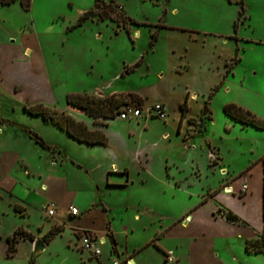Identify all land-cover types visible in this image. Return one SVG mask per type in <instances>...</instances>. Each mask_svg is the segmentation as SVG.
Here are the masks:
<instances>
[{"label":"rangeland","instance_id":"obj_1","mask_svg":"<svg viewBox=\"0 0 264 264\" xmlns=\"http://www.w3.org/2000/svg\"><path fill=\"white\" fill-rule=\"evenodd\" d=\"M104 1L108 3L109 0ZM114 1L120 7H114L110 13L120 24L123 11L137 22L125 24L129 34L123 26L117 27L116 21H102L97 16L75 26L84 12L94 9L96 0H32L27 9L21 5V0L0 4V264H27L33 252L30 242L41 239L58 219L65 218L64 206L71 201L81 209L80 216L85 217L86 199L89 197L91 200L95 198L94 201L102 199L103 203L111 207L110 215L114 216L111 223L116 237L119 236L123 241L127 236V245L131 248L133 238L144 241L148 237V232L139 227L134 234L125 230V225H132L134 214L144 212L152 218L164 212H179L183 215L186 203H195L188 193L193 190H198L200 194L208 193L207 185L211 183L212 186L213 178L215 184L221 187L218 170L214 177H205L212 172H208L206 167L210 144L205 142V138L212 148L209 166L220 158L222 165L233 176L264 150V130L243 127L234 122L227 124L222 108L224 100L237 99L249 105L254 112L251 113L264 123V96L251 90V82L245 76L247 67L253 66L251 57L247 56L249 52L243 54V62L236 69L235 76L228 77L232 91L225 94L218 86L217 90H220L210 105L214 122L208 125L206 135H200L201 132L203 134L205 120L195 125L193 133L198 136L194 148L184 145L182 137L176 134L174 128L179 113L178 96L183 90V84L175 79L192 83L193 87L200 90V95L203 84L206 88L213 84L211 80L214 76L209 74L203 77L200 67L204 58L214 60L216 39L212 34L207 35L204 41L203 35L197 32L217 31L234 37L236 29H240L241 35L264 40V23L259 25L253 21V26L247 23L241 26L239 6L226 0ZM263 5L264 0H244L245 14L252 15L255 21L256 18L263 20ZM137 31L139 34L134 35ZM153 36H156V40H153ZM253 53L261 71L264 64L262 48L255 47ZM138 61H142V65L135 67ZM92 65L93 69L90 68ZM183 67L189 69L188 74L175 77L172 71ZM128 68L131 72L125 75ZM160 70L164 76L158 79ZM121 72L123 76H120ZM177 73L182 71L178 70ZM100 74L106 79L117 75L118 81L108 91H140L146 94L148 101L155 100L168 87L173 91L168 104V117L166 120L149 117L138 122L136 119L131 123L117 117L109 120L85 117L91 128L96 125L102 128L96 130L108 133L102 131L107 136L105 144L87 149L77 141L68 139L64 129L53 122H44L41 116L31 115L24 108L42 103L49 109L84 116L83 112L72 109L65 102V96L79 93V88H90ZM259 78L260 84L264 85V76L260 74ZM124 104L136 105L130 97L125 99ZM198 111V105L193 103L191 113ZM207 116L206 111L201 118ZM21 127L30 129L48 144L62 149L69 161L54 167L51 157L55 151L50 157L49 151L43 149ZM163 131L169 133V139L160 138ZM112 161L129 170L128 186H105V169ZM193 164L207 171L197 183L198 186L187 187L184 184L180 189L175 188V180H171L173 185L168 184L169 174L178 175L182 168L184 171L181 174L190 173ZM166 167H169L168 170ZM112 172H115L114 168ZM196 176H199L198 171ZM252 197L255 200L258 198L257 195ZM51 203L57 207L53 217L45 213L46 206ZM251 207L252 213L258 215L257 202L252 203ZM17 230V238L21 241L17 254L14 258H7L6 238ZM70 236L75 237L72 230L65 226L62 235L53 238L34 257L37 263L83 262L79 254L83 251L80 249V240L76 238L77 244H71L68 242ZM228 240H232L233 248L239 246V239ZM162 241L164 245L170 246L175 240L165 237ZM218 243L216 241V247L220 249ZM98 247L102 256L108 259L107 264H114V260L123 264L125 257L121 255L119 259L116 256L108 236L104 237L103 244L98 243ZM83 252L90 256L88 252ZM220 255L225 264H234L227 260L228 254L225 255V252L222 251ZM143 259L146 264H160L161 260L164 264H171L164 255L161 257L149 251ZM208 260L211 261L210 258ZM95 261L93 258L91 262H86L96 264ZM241 264L261 263L255 259V263Z\"/></svg>","mask_w":264,"mask_h":264},{"label":"crops","instance_id":"obj_2","mask_svg":"<svg viewBox=\"0 0 264 264\" xmlns=\"http://www.w3.org/2000/svg\"><path fill=\"white\" fill-rule=\"evenodd\" d=\"M231 4H235V3L231 2ZM174 10L175 8L172 9V11ZM262 11H264V9ZM239 17L240 19H242L239 23L241 26H244L246 23L248 24V26H253L254 25L253 21L256 23L258 22L259 25H262L264 23V19L262 20L261 18L259 19L255 17L257 20L255 21L252 15L247 16L245 14V10L241 15H239ZM239 30L240 29H236V33L234 37H231L232 35H230L229 33L224 34L217 31L197 32L203 35L202 37L204 38L207 35L214 34V37L216 39V43L214 44V48H215L214 60L204 58L202 64L205 67H203V65L200 67V71L202 72L203 77L209 74L214 76V78L211 80L213 84L211 87L208 86L209 88L208 87L206 88V86H204L203 84L201 95L199 93L200 90L193 87L192 83L184 82V81L182 83L180 79L178 78L175 79L177 82H179V84H183V90L179 93L178 96L179 113L177 114V117L175 119L174 128L176 134L182 137L184 145H186L187 147L194 148V145L196 144V138L198 135L196 134L194 135L193 129L198 121L205 120V128L203 129V134L201 132L200 135H206V132L208 131V125H211V123L214 122L213 111L210 105L212 104L213 99L216 97L218 91L220 90V89L217 90V88L215 89L214 87L219 84V87H221V89L224 90L225 94L230 93L232 91V85L228 83V77L235 76L236 69L241 65V62H243L244 53L249 52V55L247 54V56L251 57L252 59L251 64L253 66L249 67L250 69L247 67L248 71L245 74V76L251 82L250 83L251 90L254 91L256 94L264 96V85L260 84L259 82L260 81L259 75L262 74L264 76V64L262 65L260 71L259 67H257L258 61L255 59V55L253 53L255 47H257L260 50L262 48V52H263L262 56H264V40L241 35ZM138 34H139L138 31L137 33H134V35H138ZM204 41H206V38L204 39ZM226 46L228 49L225 48ZM224 50H226L225 53ZM232 60H234L235 62L231 65ZM141 65H142V61H140V64L138 66ZM90 68L93 69V65L90 66ZM228 68L229 70H227ZM178 70L182 71V73H177ZM188 70L189 69L187 67L186 68L183 67L181 69H177L176 71H172V73L173 75L175 74V77H180L182 76V74L183 75L186 73L188 74ZM89 72H91V74H94L93 71H89ZM130 72L131 71H129L128 68L127 70H125V75L129 74ZM123 75L124 73L121 72L120 76ZM157 76L158 79H161L164 76V74L160 70L157 73ZM117 81H118L117 75L111 79H106L104 75L100 74L96 79V81L94 80L93 85L90 88H79L77 92L87 93L89 95L99 98H107L113 95L118 96V95H126L128 93H135L138 96H140L142 99V104L140 105L141 107L145 108L155 103H161L165 106L167 113L166 118L168 117V104L173 96V91L171 89L167 87L166 91H164L162 95L156 96L155 100L148 101L149 98L146 96V94L140 91L139 92L118 91V90L108 91L109 89H111L112 84ZM110 82L112 83L110 84ZM185 99L187 100L188 109L185 115L181 117L180 105L184 102ZM262 101L264 102V98L262 99ZM193 103H196L199 107V111L195 114L191 113V106ZM229 103H234L237 106H240L250 112H253L252 108L249 105L234 98H231L229 100L228 99L224 100L222 102V108L224 107V105ZM205 105L208 107L211 119L201 118L202 109ZM69 106L76 111L84 113V116H81V115H77L75 112H72L71 116L74 117L76 120L84 122L89 129L92 130L102 129L96 125H94L95 127L91 128L92 125L87 120V118H91V117L88 116L84 111L76 107H73L71 105ZM225 116L227 117V124L234 122L243 127L250 126V125H243L242 123L240 122L238 123L233 119L229 118L227 115ZM147 118L149 117L142 116L136 119L138 122L139 119H147ZM136 119H131L128 121L129 123H131V122H135L134 120ZM190 119H193V121L190 122L189 121ZM256 129L264 130V128L263 129L256 128ZM106 134L108 133L106 132ZM129 135H132V132H129ZM165 137H168L167 139L170 138V135L167 131H163L160 134V138L162 140H166L164 139ZM68 139H70L72 142L77 141L72 137H70L69 135H68ZM77 142L83 145L84 147H86L87 149H92L101 145V144H87L79 141ZM205 142L207 144H210L208 145L209 160L206 166L208 170L207 168L206 170L208 172L212 171L211 174L209 173V175H205L207 171L199 168L197 164H193L191 167L192 172L190 173L187 172L186 174L183 173L181 174V172L184 171V168L178 171V175H173L168 173L169 174L168 184L173 185V183H171V180H175L174 181V183L176 182L175 188L180 189L184 186V184H186L187 187L198 186L197 183L201 181V179H203L204 175L205 177H212L213 175L215 176V172L216 170H218L219 176L217 177H219V180L222 181L221 187L215 184V180L213 178L212 186L211 183L207 185L209 186L208 193L200 194L198 193V190L196 191L193 190L190 193H188L190 197H193L195 199V203L194 204L186 203L185 205L186 211L183 215L179 212L176 213L164 212L160 214H155V217L152 218L146 216L144 212L143 214L142 213L134 214L131 218L132 225H125V230L128 232L130 231L132 234H134L136 229L139 227L144 232H148V237L144 241H139L137 238H133L132 240L134 241L133 245L131 248H129L127 245L129 242L127 236L123 238L124 239L123 241L119 236L116 237L117 233L113 229L111 223V219H114V216L110 215L112 214L111 207H109L106 203H103L102 199H99L98 201H94L95 198L91 200V197H89V199H86L87 208L84 211V213L86 214L85 217L80 216L81 209L77 208L74 205L73 201H71L69 205L64 206L65 218L58 219V221H56L54 226H52L54 228H58L59 231L47 243H44L45 248L50 244L53 238L57 236H61L65 226H68L75 235V237L70 236V238L68 239V242L71 244L72 242H74L75 245L77 244L76 238L77 240L79 239V235L81 231H88L101 240H104V237L108 236V239L112 243V247H113L112 250L116 254V256L119 259L121 258V255L125 257L123 264H126V261L129 262V264H146V261L143 259V257H145V253H147V251H149V253L152 252L158 253L161 257H163V255L166 257L168 252H172L174 261H172L171 264H225V260H223L220 255L222 251L225 252V255L228 254L227 260L234 264H236L237 262L240 264L241 262L255 263V259L257 260L258 263L264 264L263 252H249L246 250L247 241L256 239L264 232V222L262 218V211L264 204V187L262 184V162H261V158H259L261 154L264 153V150L261 151V153L257 157H255L243 169H240L238 171V174L236 173L233 176V174H229L228 169L224 165H222L220 158L219 161L216 162L214 165L209 166V163L211 161L212 148H211V143L208 140H206V138H205ZM51 147L52 150L49 151L48 155L51 157L52 152L55 151V155L54 156L52 155L51 157L54 167H56L59 163L62 166L66 161H69L67 155L63 153L62 149H59V147H57L56 145L55 146L51 145ZM113 168L115 172H112ZM166 168L168 170L169 167ZM256 169L257 172H255ZM196 171L199 172L198 177L196 176ZM129 173H130L129 170L124 165H120L116 161L110 162V164H108V166L105 169V182H106L105 186L106 187L128 186L130 182ZM111 175L113 177H111ZM117 176L120 177L121 179H119ZM243 183H246L248 185V190L245 194L240 193V188ZM224 187L231 188L232 192L224 193L222 190ZM253 190H255L256 192H254ZM237 193L239 196H237ZM253 195L258 196V198H256L257 200H255L254 197H252ZM256 202L258 204V215H254V213H252V207H251L252 203L255 204ZM70 206L76 207L78 209L79 214L76 216L69 215L68 210ZM219 208L222 211L224 210L226 212L232 213L237 219L231 221L228 220L224 215H221L219 213L218 211ZM158 221H160V223H157ZM52 227L49 228V230L52 229ZM165 237H173V239L175 240L173 245L170 246L164 245L162 243L163 242L162 240ZM234 238H237L240 241L239 246L237 248L236 247L233 248L231 246L232 240L230 242L228 240ZM23 240H29V239L23 238ZM216 241L219 242L218 244L220 249H222V251H219L220 249L216 247ZM20 242L21 241L17 243V249L12 256H8L6 253L5 256L7 258L15 257ZM30 243L33 248V243L32 242ZM124 243L125 245L123 246ZM32 248L31 250H33ZM6 249H7V245H6ZM79 254H80V261H83L80 264H87L86 261L91 262V260H93V258H91L88 254L86 253L84 254L83 251L82 252L80 251ZM31 256L32 254L29 255L27 264H29V259ZM208 258H210L211 261L208 260ZM94 260H96L95 261L96 264H107L108 261V259H106V256H102V253L99 258H94ZM164 263L165 262L161 260L160 264H164ZM34 264H38L35 258H34Z\"/></svg>","mask_w":264,"mask_h":264},{"label":"trees","instance_id":"obj_3","mask_svg":"<svg viewBox=\"0 0 264 264\" xmlns=\"http://www.w3.org/2000/svg\"><path fill=\"white\" fill-rule=\"evenodd\" d=\"M14 0H0V4H9ZM167 1V0H164ZM228 2H233L237 4L240 8L241 15L244 12V3L243 0H227ZM31 3V0H21V5L24 8H28ZM107 7V8H106ZM114 7H120L115 3L114 0H109L108 3L104 0H96L94 3V9L87 10L84 12L78 19V23L75 26H79L82 21L93 19L94 16H97L99 20H112L117 22V27L120 28V26H123L125 29H127V33L129 34L128 28H126L125 24L127 22H130L132 24H137L133 19L126 16L124 14V11L121 14L122 23L120 24L115 17H113L110 13V10ZM236 26V24H235ZM153 40H156V36H153ZM235 62V61H234ZM140 64V61L135 63V67ZM232 65V63H231ZM230 65V66H231ZM229 66V68H230ZM228 68V69H229ZM219 85L215 87L218 88ZM127 97H130L132 101L136 103V105L140 106L142 104V99L140 96H138L135 93H128L126 95H118V96H111L107 98H99L92 95H89L87 93H69L65 96V102L68 105H71L73 107H76L82 111H84L88 116L92 118H105V119H111L115 118L118 109L125 103V99ZM26 111H28L31 115H39L42 117L43 121L45 122H53L55 125H57L59 128L64 129L67 134L72 137L73 139L84 142L87 144H105L107 142V136L105 133H103L100 130H90L88 126L82 122L76 120L74 117H72L70 114H66L64 112H60L57 109L54 108H48L42 103H36L32 104L29 107H24ZM181 109V117H183L188 109L187 107V100L185 99L184 102L180 105ZM208 112L207 119H211L210 112L208 110V107L205 105L202 109V114L204 112ZM223 112L225 115H227L229 118L233 119L236 122H240L243 125H250L259 129L264 128V123L258 120L255 115H253L250 111L237 106L234 103H229L224 105ZM190 122L193 121V119L189 120ZM12 125H15L14 123ZM22 130L27 131L29 135L35 140L36 143H38L43 149L45 150H52L51 145H49L42 137L37 135L36 133L32 132L30 129L21 127ZM221 209L219 208L218 211ZM225 217L228 220H236L237 218L230 212H226ZM108 228V226H107ZM59 231L58 228H52L50 229L43 237L42 241L44 243H47L57 232ZM19 233V230H17L12 236H9L6 238L7 242V249L6 253L8 256H12L15 252V244L19 242L17 235ZM27 237H31L30 235H27ZM246 250L249 252H263L264 253V232L258 236L254 240H249L246 243ZM34 257L31 256L29 259V264H34Z\"/></svg>","mask_w":264,"mask_h":264},{"label":"built area","instance_id":"obj_4","mask_svg":"<svg viewBox=\"0 0 264 264\" xmlns=\"http://www.w3.org/2000/svg\"><path fill=\"white\" fill-rule=\"evenodd\" d=\"M142 116L156 117L164 120L167 116L166 108L161 103H155L145 108L137 105L124 104L118 109V113L116 115V117L120 120H131V119L140 118ZM261 162H262V184L264 187V154L261 157ZM226 189H228L229 192H232L231 188L229 187L223 188L224 191ZM247 190H248V185L246 183H243L240 188V193L245 194ZM56 211H57V207L53 203L47 205L45 208V213L49 217H53ZM219 213L221 215H225V213L222 210H220ZM68 214L76 216L79 214V212L76 207L70 206L68 210ZM262 218L264 222V204H263ZM79 240H80L81 250L88 252L90 256L93 258L100 257L101 251L98 247V243L103 244L104 240L98 239L88 231H81L79 235ZM166 260L169 262L174 261L172 252L167 253ZM114 264H119V263L114 261ZM126 264H129V262L126 261Z\"/></svg>","mask_w":264,"mask_h":264},{"label":"water","instance_id":"obj_5","mask_svg":"<svg viewBox=\"0 0 264 264\" xmlns=\"http://www.w3.org/2000/svg\"><path fill=\"white\" fill-rule=\"evenodd\" d=\"M44 248H45L44 242L40 238L35 239L33 241L32 255L36 256L38 253L42 252Z\"/></svg>","mask_w":264,"mask_h":264},{"label":"bare ground","instance_id":"obj_6","mask_svg":"<svg viewBox=\"0 0 264 264\" xmlns=\"http://www.w3.org/2000/svg\"><path fill=\"white\" fill-rule=\"evenodd\" d=\"M165 138H166V137H165ZM44 189H45V188H44ZM225 192H227V193H228V192H229V190H228V189H226V190H225Z\"/></svg>","mask_w":264,"mask_h":264}]
</instances>
